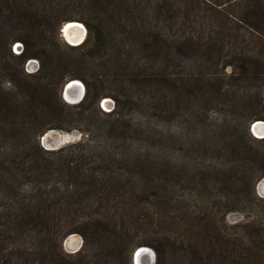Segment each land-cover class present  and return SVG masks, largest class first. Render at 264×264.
Listing matches in <instances>:
<instances>
[{
  "label": "trees",
  "instance_id": "1",
  "mask_svg": "<svg viewBox=\"0 0 264 264\" xmlns=\"http://www.w3.org/2000/svg\"><path fill=\"white\" fill-rule=\"evenodd\" d=\"M67 22L85 26L81 45L58 36ZM73 79L85 94L68 104ZM254 121L264 0H0V264H132L140 247L154 264H264ZM53 130L86 137L45 150ZM188 145L203 159L189 190L167 155ZM71 234L83 242L67 254Z\"/></svg>",
  "mask_w": 264,
  "mask_h": 264
},
{
  "label": "rangeland",
  "instance_id": "2",
  "mask_svg": "<svg viewBox=\"0 0 264 264\" xmlns=\"http://www.w3.org/2000/svg\"><path fill=\"white\" fill-rule=\"evenodd\" d=\"M77 23H79V22H77ZM79 24H81L84 27V29L86 30L85 26L82 23H79ZM60 30L61 29H59V32H60ZM58 36L60 37V39L62 40V42L64 44L69 45V46H74V45H71L68 42H66L63 39V37L61 36V33H59ZM86 36H87V30H86V35H85L84 41L86 39ZM11 51L13 54L20 53L21 44L20 43L13 44L11 46ZM25 67H26V71L34 72V71H36V69L38 67V62L34 59H31L26 63ZM76 80H78V79H76ZM78 81L80 83H82V81H80V80H78ZM82 85L84 86L83 83H82ZM84 88H85V86H84ZM59 95H60L61 99L63 100V98L61 96V91H60ZM99 108L102 111L110 112L114 108V102L111 98H104L101 100V102L99 104ZM216 110H219V109L216 108L210 112V116L212 118H216L218 116V112ZM262 122L264 123V121H262ZM250 134L252 135L253 138L259 137V136H256L255 134L251 133V132H250ZM84 137H86V136L79 131L65 132V131L53 130V131L48 132L43 145L45 147H63L65 145L80 141ZM188 138H189V141L191 142L193 139V135L188 133ZM261 138L259 137L256 139H261ZM167 155L170 159V162L173 164V166H171V169H174V172L179 170V169H182L184 171V173L181 175L180 180H183V182H185V188L187 190L193 188L192 178H194L195 180H198L199 178L202 177V175H201L202 169H199L196 167V165H199L200 163H202V161H203V159L201 158L202 155H199V152L198 151L196 152L190 145H188V147L183 149V150H181L179 148H175V149L171 150ZM209 158H211V160ZM216 161H217L216 153H213V154H210V156L208 155V158L205 162L207 164H215ZM230 166L231 165H229V167ZM189 179H191V180L189 181ZM255 191H256V195L259 198H264V177L257 183ZM245 214H249V212H246ZM242 218H243V216L241 215V213H237V212H232V213H229L227 215V221L229 223L237 222L239 220H242ZM144 229L150 231L153 228H144ZM157 229H160L162 231L167 230V228H157ZM149 236H152V235H149ZM72 237H73V240L69 241V239ZM82 242H83L82 238L79 235L71 234V235H68L67 237H65V239L61 242V248L65 253L72 254L74 251L78 250L79 247L82 246ZM77 244H79L78 247L75 246ZM146 248H148V247H146ZM148 249L150 251H152L151 248H148ZM135 251L133 252V254L135 253ZM133 254H132V256H133ZM149 261H150L149 257L145 256L143 263L149 264ZM132 264H134L133 261H132Z\"/></svg>",
  "mask_w": 264,
  "mask_h": 264
},
{
  "label": "bare ground",
  "instance_id": "3",
  "mask_svg": "<svg viewBox=\"0 0 264 264\" xmlns=\"http://www.w3.org/2000/svg\"><path fill=\"white\" fill-rule=\"evenodd\" d=\"M64 34L66 37V41L69 44L72 45H77L80 44L84 38H85V29L84 27L79 24V23H68L66 24V27L64 28ZM72 86L78 91V93H81L83 91V85L79 82V81H74L72 83ZM68 101H72V98L70 97H66ZM253 133L256 136L264 137V123H258V125H255ZM263 135V136H262ZM73 240V237L69 239ZM78 241V240H77ZM79 243V242H78ZM71 244V243H70ZM79 244L75 245L76 247H78ZM141 255H140V260L138 261V259L136 260V264H144L143 260L144 257H149L150 261L149 264H152V254L150 252V250H148L147 248H141Z\"/></svg>",
  "mask_w": 264,
  "mask_h": 264
},
{
  "label": "water",
  "instance_id": "4",
  "mask_svg": "<svg viewBox=\"0 0 264 264\" xmlns=\"http://www.w3.org/2000/svg\"><path fill=\"white\" fill-rule=\"evenodd\" d=\"M68 23H77V22H68ZM66 24L67 23H65L63 26H62V28H61V30H60V33H61V36L63 37V39L66 41V37H65V34H64V28L66 27ZM85 35H86V30H85ZM84 41V40H83ZM82 41V42H83ZM67 42V41H66ZM81 42V43H82ZM80 43V44H81ZM80 44H77V45H74V46H78V45H80ZM72 45V44H71ZM74 81H76V79H73V80H70V81H68V82H66L65 83V85L62 87V89H61V96H62V98H63V100L66 102V103H68V104H77V103H79L82 99H83V97H84V94H85V88H84V86H83V91L81 92V93H78V91L72 86V83L74 82ZM78 81V80H77ZM82 84V83H81ZM66 97H70V98H72V101H68L67 100V98ZM258 123H263L262 121H254L252 124H251V126H250V132L251 133H253V130H254V127H255V125H258ZM47 134H48V132L47 133H45L42 137H41V139H40V142H41V145H42V147L45 149V150H57V149H59L60 147H45L44 145H43V143H44V141H45V138H46V136H47ZM254 134V133H253ZM256 138H259V137H256ZM263 138V137H262ZM141 248H146V247H141ZM141 248H139V249H137L136 251H135V253L133 254V256H132V261L134 262V264H136V260L138 259V261L140 260V255H141ZM79 249H80V247H79ZM78 249V250H79ZM148 249V248H147ZM78 250H76V251H74L73 253H75V252H77ZM149 250V249H148ZM151 252V254H152V257H153V259H152V264H154V261H155V257H154V253L152 252V251H150Z\"/></svg>",
  "mask_w": 264,
  "mask_h": 264
}]
</instances>
